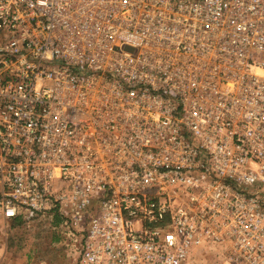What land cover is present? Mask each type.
Segmentation results:
<instances>
[{
	"label": "built area",
	"instance_id": "obj_1",
	"mask_svg": "<svg viewBox=\"0 0 264 264\" xmlns=\"http://www.w3.org/2000/svg\"><path fill=\"white\" fill-rule=\"evenodd\" d=\"M75 264H264V0H0V223Z\"/></svg>",
	"mask_w": 264,
	"mask_h": 264
},
{
	"label": "rangeland",
	"instance_id": "obj_2",
	"mask_svg": "<svg viewBox=\"0 0 264 264\" xmlns=\"http://www.w3.org/2000/svg\"><path fill=\"white\" fill-rule=\"evenodd\" d=\"M59 233L49 219L39 217L28 222L0 223V264H75L58 242ZM56 238V239H54ZM7 243L11 252L5 255ZM212 253L193 256L189 264H219Z\"/></svg>",
	"mask_w": 264,
	"mask_h": 264
},
{
	"label": "crops",
	"instance_id": "obj_3",
	"mask_svg": "<svg viewBox=\"0 0 264 264\" xmlns=\"http://www.w3.org/2000/svg\"><path fill=\"white\" fill-rule=\"evenodd\" d=\"M16 219H18V218H16ZM16 219L12 220L10 223L11 224L20 223V222H17L19 220H16ZM28 221H30V220H25L24 222H28ZM57 237H58V242L57 243L55 242V244H59V245L61 244L62 246H64V243H63L64 241H63V238L61 237V235L59 234V236H57ZM54 239H56V238H54ZM3 252H5V255L6 254L8 255L9 252H11V248L9 246V243H7V246H6L5 250H3ZM63 253L69 257L72 256L71 254H68L67 249L63 250Z\"/></svg>",
	"mask_w": 264,
	"mask_h": 264
},
{
	"label": "trees",
	"instance_id": "obj_4",
	"mask_svg": "<svg viewBox=\"0 0 264 264\" xmlns=\"http://www.w3.org/2000/svg\"><path fill=\"white\" fill-rule=\"evenodd\" d=\"M16 220H19V221H17V222H24V220H23L22 218H18V219H16ZM59 222H60V218L58 217V215H54V218H53V220L51 221V225H53V227H54V226L58 225Z\"/></svg>",
	"mask_w": 264,
	"mask_h": 264
}]
</instances>
